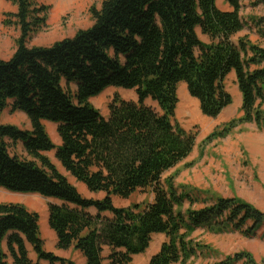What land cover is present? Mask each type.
Wrapping results in <instances>:
<instances>
[{"label": "trees", "instance_id": "16d2710c", "mask_svg": "<svg viewBox=\"0 0 264 264\" xmlns=\"http://www.w3.org/2000/svg\"><path fill=\"white\" fill-rule=\"evenodd\" d=\"M226 1L227 10L216 0H102L89 8L90 26L29 46L47 6L11 0L16 10L5 13L3 23L16 26L19 36L11 56L0 58V113L7 107L23 112L30 129L0 122V187L59 200L48 206V226L56 247L78 251L83 264H130L157 233L166 238L146 264H264L244 251L194 263L198 245L188 237L195 228L250 238L264 225V212L235 196L178 191L174 175L161 179L194 146L193 133L175 119L180 83L202 115L216 117L232 102L224 80L235 76L241 114L214 127L204 143L244 123L264 128V46L233 39L245 22L239 0ZM109 87L135 89L137 98L114 96L104 116L90 99ZM44 122L56 125L59 144ZM8 141L20 142L27 157L11 153ZM50 150L76 182L102 197L81 195L45 154ZM147 188L150 202L113 204L114 197L128 199ZM42 262L77 264L44 249L37 212L0 202V264Z\"/></svg>", "mask_w": 264, "mask_h": 264}, {"label": "rangeland", "instance_id": "374dc122", "mask_svg": "<svg viewBox=\"0 0 264 264\" xmlns=\"http://www.w3.org/2000/svg\"><path fill=\"white\" fill-rule=\"evenodd\" d=\"M102 0H34L37 5L47 6L45 20L41 28L31 33L28 45H50L54 41L71 37L78 29H84L92 23L90 6L99 7ZM239 14L245 22L244 28L233 36L246 37L251 42L264 46V0H239ZM216 5L222 9H230L226 0H216ZM16 6L11 0H0V58H6L13 53L15 39L19 30L14 25H5V13H13ZM199 38L208 42V37L197 29ZM226 90L232 96V102L218 116L207 117L201 114L196 99L183 91L185 84L178 86V104L175 110L177 123L186 131L193 133L194 146L191 153L175 167L162 174L161 179L174 175L177 190L189 191L201 198L210 196L238 197L264 212V128H258L254 123H244L236 127L226 137L204 143V137L216 126L241 114L240 93L231 72L224 80ZM72 90L74 86L70 87ZM187 90V89H186ZM188 92V91H187ZM114 96L135 101V89L117 87L106 88L103 92L90 99V102L106 116L108 103ZM146 104L156 107L149 99ZM264 108V105H263ZM0 122L13 124L20 129H30L28 118L23 112L11 111L10 107L0 113ZM45 129L54 144H59L56 125L44 122ZM9 151L21 157H27L20 142L8 141ZM60 172L75 185L79 193L85 197H102L101 193H90L83 184L70 176L55 159V150L45 153ZM153 199L151 189L138 190L128 199L113 198L115 206H128L134 202H150ZM0 202H13L24 205L27 209L39 215L40 237L43 247L48 250L52 246L51 233L48 226V206L59 203L54 198L43 197L36 193H16L0 187ZM199 204L195 205L198 207ZM47 221V222H46ZM54 234V232H53ZM56 238V236H55ZM161 233L153 234L149 246L143 253L132 257L130 264H146L150 256L156 253L165 240ZM189 240L198 245L194 263L222 260L236 252H249L258 263H264V225L257 230L254 237H245L237 232L213 233L204 228H195L189 234ZM30 251V248H29ZM33 257L32 252H29ZM106 255V252H104ZM103 264H108L107 260ZM178 264V263H174ZM240 264V263H237Z\"/></svg>", "mask_w": 264, "mask_h": 264}, {"label": "crops", "instance_id": "0c3cea01", "mask_svg": "<svg viewBox=\"0 0 264 264\" xmlns=\"http://www.w3.org/2000/svg\"><path fill=\"white\" fill-rule=\"evenodd\" d=\"M12 54V53H11ZM11 54L3 59H7L11 56ZM51 243L52 246L49 249V251H52L53 253H55L58 256L64 257V258H68L71 259L73 261H75L77 264H83L84 263V257L82 256L81 253H79L78 251H74L72 248L69 249H59L56 247V238H55V234H53V232L51 233ZM31 248L30 245L27 244V249ZM33 257L34 256V253ZM43 264H45L44 262H42Z\"/></svg>", "mask_w": 264, "mask_h": 264}, {"label": "bare ground", "instance_id": "6f19581e", "mask_svg": "<svg viewBox=\"0 0 264 264\" xmlns=\"http://www.w3.org/2000/svg\"><path fill=\"white\" fill-rule=\"evenodd\" d=\"M183 91H184V93L186 94V96L188 95V92H187V90H186V86H184L183 88ZM47 222V221H46Z\"/></svg>", "mask_w": 264, "mask_h": 264}]
</instances>
